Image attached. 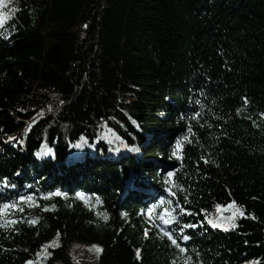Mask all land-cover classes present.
<instances>
[{
	"label": "trees",
	"instance_id": "16d2710c",
	"mask_svg": "<svg viewBox=\"0 0 264 264\" xmlns=\"http://www.w3.org/2000/svg\"><path fill=\"white\" fill-rule=\"evenodd\" d=\"M0 18V264H264V0Z\"/></svg>",
	"mask_w": 264,
	"mask_h": 264
},
{
	"label": "rangeland",
	"instance_id": "374dc122",
	"mask_svg": "<svg viewBox=\"0 0 264 264\" xmlns=\"http://www.w3.org/2000/svg\"><path fill=\"white\" fill-rule=\"evenodd\" d=\"M56 243L53 247L59 245L58 237H55ZM101 247L98 243H87L77 239L71 241L69 246V253L74 261L80 264H98V256L100 254ZM44 250H37L29 259L26 264H65L60 260H52L47 262L43 257ZM51 252L48 251L47 257H50Z\"/></svg>",
	"mask_w": 264,
	"mask_h": 264
},
{
	"label": "snow or ice",
	"instance_id": "6c2138e0",
	"mask_svg": "<svg viewBox=\"0 0 264 264\" xmlns=\"http://www.w3.org/2000/svg\"><path fill=\"white\" fill-rule=\"evenodd\" d=\"M2 22H3V19L0 18V23H2ZM177 147H180V144L179 143L177 144ZM169 175H171V174H169ZM165 222L167 223L168 221L166 220ZM166 235L169 236V238L172 240V243L173 244H176L178 248H181V246L177 243V240L172 236L171 233H166ZM182 239H188V237L187 236H184V237H182ZM181 251H185L186 252L187 250L184 249V248H181Z\"/></svg>",
	"mask_w": 264,
	"mask_h": 264
}]
</instances>
